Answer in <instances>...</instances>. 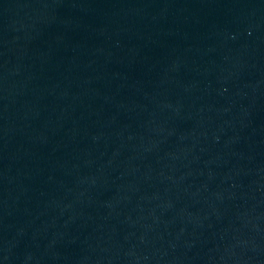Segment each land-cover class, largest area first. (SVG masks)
Instances as JSON below:
<instances>
[{
  "label": "water",
  "instance_id": "95a60500",
  "mask_svg": "<svg viewBox=\"0 0 264 264\" xmlns=\"http://www.w3.org/2000/svg\"><path fill=\"white\" fill-rule=\"evenodd\" d=\"M0 264H264V0H0Z\"/></svg>",
  "mask_w": 264,
  "mask_h": 264
}]
</instances>
